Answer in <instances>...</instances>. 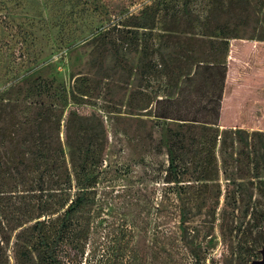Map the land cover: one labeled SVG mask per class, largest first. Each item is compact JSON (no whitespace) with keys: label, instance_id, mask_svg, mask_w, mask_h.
<instances>
[{"label":"rangeland","instance_id":"1","mask_svg":"<svg viewBox=\"0 0 264 264\" xmlns=\"http://www.w3.org/2000/svg\"><path fill=\"white\" fill-rule=\"evenodd\" d=\"M128 18L155 19L136 33ZM222 33L227 50L209 41ZM163 43L194 59L174 104L156 101L169 88L151 45ZM33 87L44 92L32 98ZM37 98L50 107L46 142L65 156L40 178L25 175L31 197L7 195L4 208L56 202L44 187L58 179L63 198L78 199L58 244L68 264H89L94 224L126 226L127 264H264V0H191L189 11L184 0H0V127L33 118L25 104ZM28 142L11 146L28 152ZM33 222L3 236L9 264H41ZM115 249L101 237L94 252L104 264Z\"/></svg>","mask_w":264,"mask_h":264},{"label":"trees","instance_id":"2","mask_svg":"<svg viewBox=\"0 0 264 264\" xmlns=\"http://www.w3.org/2000/svg\"><path fill=\"white\" fill-rule=\"evenodd\" d=\"M190 2L191 0H184V8L187 11H189ZM150 8L151 7H149V9ZM149 19L155 18H128L123 22V25L135 27L131 29L138 33L140 28L150 27ZM116 27L117 26L115 25L114 28ZM128 29L129 32H132L130 28ZM111 31L112 29H109L106 31V33L110 34ZM219 36L221 37L220 40H214L212 38L209 41L213 44L216 42H218V44L222 43L227 50L229 38L232 36L231 33H222ZM107 42L111 43V46H113L115 40L107 39L102 43V45H106ZM148 46H150V44L146 43L143 47V58L150 56L148 54L150 53ZM151 47L152 50L160 51L161 53L160 60L159 62L157 61L155 65L158 67L159 71H161V74L166 75V79L164 80V89L167 87L169 88V90H165L166 93H163V97L157 98L156 101L174 104L177 102L175 91L178 89L181 79L191 75L192 68L189 65H193L194 59H192V55L188 53H182L180 55L178 54V56H174L175 52H168V45L164 43L159 44L157 48L154 47V44H152ZM181 49H183V46H181ZM172 58L173 60H171ZM218 59L219 58L217 56H212L210 60L211 64L207 65L213 69L219 67V64L216 63H220L221 60ZM146 73L148 74V72ZM222 78H224V74H222ZM171 87L175 88V90L172 92H170ZM43 92V90L40 89L38 91L37 87H33L29 93L32 98H34L35 96L41 95ZM1 98L3 97L1 96ZM25 108L29 111H35L36 109L35 116L28 121L27 119L20 121L18 117H13L10 119L7 126L0 127V264H9L10 262V254L7 247L8 239L6 238V240L3 241V236L7 237V232L10 231L9 228L13 230L16 227L22 226L31 221H34L33 227L36 232L40 234V242L41 246L43 247L40 251V263L68 264V260L62 254V250L59 248L58 244L60 241V235L63 231L62 224L76 212L78 199L70 198L69 196L63 198V195L68 194L67 189L53 186L58 185V179L46 180L47 186L44 187V189H54L55 193H59L58 195L60 197L56 202L52 200L49 201L50 199H47L46 201L44 200L43 202L39 203L30 202L31 204L27 205L26 201L23 198H20L17 201L19 205L17 206L15 212H10L4 208L6 198L8 197L12 198L14 195L16 197H18V195H20V197H31V192H28L31 191L28 188V185L30 184V179L28 176H38L40 178L42 173L44 175L48 168H51L56 164H61V162H59V158L65 156L64 149L61 145L58 147H51V145L46 142L44 124L46 121H48V112L50 107L37 98L35 100L32 99L30 102H28V104H25ZM217 112V116H219V110ZM159 116L162 118H179L183 120H190L189 118L170 116L169 112H164ZM192 120L202 121L200 119ZM18 132L23 134H18ZM14 136H19V142H31V147H29L28 152H26V150L21 151L19 148L11 146ZM24 136H28V139L26 140ZM168 150L170 154L169 161L171 162V170L176 176L178 166L176 164L174 150L172 149L171 145H168ZM28 153H33L34 155L32 157V162L28 161ZM34 159L36 160L35 163ZM7 195L9 196L7 197ZM40 197L42 199L43 194L40 195ZM147 211L150 210L148 209ZM54 214H57L55 219L45 218L47 215ZM182 218V223H184L185 217L182 216ZM142 219L143 224L141 229L147 232L150 226L149 219L145 216H143ZM159 224H157V227H159ZM102 229L105 230L99 229V227L94 224L92 228L88 230L89 232H87V230L83 231L84 233H88L87 245L89 246L90 250L87 254L88 256L86 257V259H88V263H103V258H99L100 256L94 252L95 244L101 237L104 238L107 243H110V245H114V247H116V249L113 250L112 259L107 260L109 261V264H127L130 262V259L134 258L135 256L132 255V252L129 249L130 233L126 226H123L120 230L111 229L110 227H103ZM190 246L193 255L198 258L197 246L199 245L192 243ZM102 257H105L104 254ZM107 261H105L104 264H108Z\"/></svg>","mask_w":264,"mask_h":264},{"label":"water","instance_id":"3","mask_svg":"<svg viewBox=\"0 0 264 264\" xmlns=\"http://www.w3.org/2000/svg\"><path fill=\"white\" fill-rule=\"evenodd\" d=\"M253 264H262L261 261H255Z\"/></svg>","mask_w":264,"mask_h":264}]
</instances>
